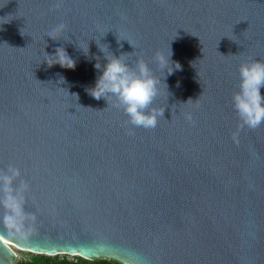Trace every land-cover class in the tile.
<instances>
[{"label": "water", "instance_id": "obj_1", "mask_svg": "<svg viewBox=\"0 0 264 264\" xmlns=\"http://www.w3.org/2000/svg\"><path fill=\"white\" fill-rule=\"evenodd\" d=\"M61 45L74 63L49 67ZM101 48L159 79L154 128L89 94ZM158 51L180 70H160ZM252 60L264 0H0V170H20L35 209L22 241L0 238V264H19L3 240L123 264H264V124L240 128L232 106Z\"/></svg>", "mask_w": 264, "mask_h": 264}, {"label": "clouds", "instance_id": "obj_2", "mask_svg": "<svg viewBox=\"0 0 264 264\" xmlns=\"http://www.w3.org/2000/svg\"><path fill=\"white\" fill-rule=\"evenodd\" d=\"M66 28L63 23L58 24L48 36L56 40ZM105 52L106 63L98 62L94 68L99 75L89 94L95 99L114 98L116 106L123 109L129 117V123L145 129L154 128L158 118L163 116V110L149 108L159 94V79L153 74L148 63L143 58H137L134 66L129 63L125 54L120 56ZM170 55L157 52L154 62L160 70H167L170 75L173 71L180 70L179 63H173ZM44 62L49 67L57 64H73V55L61 45L51 55L45 54ZM179 65V66H177ZM264 62L259 60L245 61L239 65L238 91L232 95V106L240 120V128H256L264 124ZM191 120V115L186 116ZM236 134L233 138L235 139ZM19 181L14 187V182ZM30 185L21 179V172L14 166H9L6 171L0 170V238L22 241L32 227V218L35 209L28 207L27 193Z\"/></svg>", "mask_w": 264, "mask_h": 264}, {"label": "trees", "instance_id": "obj_3", "mask_svg": "<svg viewBox=\"0 0 264 264\" xmlns=\"http://www.w3.org/2000/svg\"><path fill=\"white\" fill-rule=\"evenodd\" d=\"M20 264H123L122 262L109 259V258H99V259H85L81 256H76L75 261L68 260L64 256L59 257L57 255H45L35 253L28 260H21Z\"/></svg>", "mask_w": 264, "mask_h": 264}, {"label": "rangeland", "instance_id": "obj_4", "mask_svg": "<svg viewBox=\"0 0 264 264\" xmlns=\"http://www.w3.org/2000/svg\"><path fill=\"white\" fill-rule=\"evenodd\" d=\"M11 250L13 251V259L15 262L20 263L21 260H28L30 259L35 253L29 252L27 250H22L18 246H11ZM59 257L64 256V258L75 261L76 256L67 255V254H58Z\"/></svg>", "mask_w": 264, "mask_h": 264}, {"label": "bare ground", "instance_id": "obj_5", "mask_svg": "<svg viewBox=\"0 0 264 264\" xmlns=\"http://www.w3.org/2000/svg\"><path fill=\"white\" fill-rule=\"evenodd\" d=\"M6 244H8L10 247L11 246H16L15 244H13V243H11V242H9V241H7V240H3Z\"/></svg>", "mask_w": 264, "mask_h": 264}, {"label": "flooded vegetation", "instance_id": "obj_6", "mask_svg": "<svg viewBox=\"0 0 264 264\" xmlns=\"http://www.w3.org/2000/svg\"><path fill=\"white\" fill-rule=\"evenodd\" d=\"M20 264V263H19Z\"/></svg>", "mask_w": 264, "mask_h": 264}]
</instances>
